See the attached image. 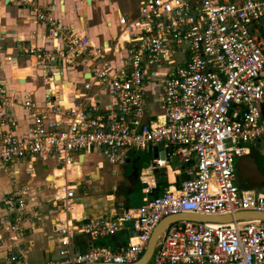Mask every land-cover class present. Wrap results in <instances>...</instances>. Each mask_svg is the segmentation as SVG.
<instances>
[{
	"label": "built area",
	"instance_id": "1",
	"mask_svg": "<svg viewBox=\"0 0 264 264\" xmlns=\"http://www.w3.org/2000/svg\"><path fill=\"white\" fill-rule=\"evenodd\" d=\"M13 1L46 27L49 46L19 40L18 54L0 51V70L3 63L16 65L19 55L35 57L49 88L42 107L30 91L25 94L31 123L18 137L8 118L14 93L0 77V167L26 159L33 173V159L68 165L74 155L97 152L123 165L138 150L158 153L140 175L142 205L115 221L69 218L76 185L60 186L63 196L59 191L56 198L67 210L58 224L60 257L39 264L132 263L166 216L264 212V196L238 186L235 168V158L264 138V0H141L136 15H119L117 31L105 44L66 28L51 5ZM72 66L87 75L80 86L62 79L64 68ZM64 84L71 88L69 104L63 101ZM179 168L185 175L181 185L152 196L154 170ZM25 194L3 198L19 211L11 231L28 216ZM125 222L132 226L120 249L72 247L79 234L114 233ZM145 264H264V220L171 222Z\"/></svg>",
	"mask_w": 264,
	"mask_h": 264
},
{
	"label": "crops",
	"instance_id": "2",
	"mask_svg": "<svg viewBox=\"0 0 264 264\" xmlns=\"http://www.w3.org/2000/svg\"><path fill=\"white\" fill-rule=\"evenodd\" d=\"M9 1L0 0V51L18 54L17 44L23 39H29L34 44L49 46L48 39H46V27L34 21L31 10L19 6L13 0ZM39 1L44 7L51 5L53 14L66 28H73L90 36L96 44H105L117 31L119 15H136L141 0L138 2L135 0H93L89 4L87 0ZM112 59L119 64V59ZM35 60V57H30L29 60L19 55L16 65L15 63L12 66L3 63L0 70V77L5 82L6 89L14 93L15 102L8 110V118L13 134L18 137L25 136L26 129L31 123L30 114L23 108L25 94L30 91L36 105L42 107L49 88L48 83L42 77V72L36 67ZM12 73L15 77H19V80H16ZM21 74L24 75V81L20 80ZM63 76L64 81H73L76 86H80L87 75L78 67L72 66L64 68ZM29 83L32 86L27 89ZM53 85L55 88L61 87ZM64 86L63 101L69 104L66 94L70 93L71 88L66 84ZM105 98L108 99L106 96ZM251 149L264 152V138L255 145L252 144ZM148 151L152 156L151 162L155 151ZM96 155L100 154L92 152L74 155L68 165H62L56 158L33 159L30 161V165L35 169L33 173L28 169L29 163L26 159H17L1 165L0 264H39L60 257L62 235L58 230V224L59 219L65 217L67 210L65 211L56 197L59 196L60 186L64 183L63 179L66 180L67 185L70 183L76 185L74 203L67 212L69 218L85 221L99 219L115 221L125 210L139 208L130 205V193L119 195L118 188L129 186L132 191L138 183L143 187L140 175L142 169L149 165L142 166L140 156L135 153L123 165L111 164L104 157L103 159ZM69 165L72 172H67L63 178L58 177L57 175H61L58 169H65ZM136 169H140L139 179L135 175ZM173 169L176 170L177 167ZM155 170L156 188L152 196L157 190ZM158 170L163 171L167 177L168 185L165 188L180 186L185 178L180 168L181 172ZM241 183L250 188L247 182ZM79 184L81 185L78 186ZM21 191L26 193L24 198L28 216L21 223L18 231H11L8 226L15 223L19 211L4 205L3 198L5 195ZM61 193L60 191V197L63 196ZM78 198L82 201L77 202ZM129 223L131 224V222H125L118 231L105 235L79 234L73 238L72 247L81 251L105 246L120 249L128 242L131 231ZM15 255L20 258L14 259Z\"/></svg>",
	"mask_w": 264,
	"mask_h": 264
},
{
	"label": "water",
	"instance_id": "3",
	"mask_svg": "<svg viewBox=\"0 0 264 264\" xmlns=\"http://www.w3.org/2000/svg\"><path fill=\"white\" fill-rule=\"evenodd\" d=\"M7 2H10L7 0ZM88 3H91V0H87ZM60 77L56 76V79ZM21 81H24L23 78H20ZM253 143V145H255ZM154 157L158 156L157 148L154 149ZM243 165H241L243 180L248 182L250 188L255 189L258 192V195L264 196V152L251 149L249 153L243 156ZM136 177L139 179L140 169L135 171ZM79 184L78 186H80ZM188 219L202 222H212V223H228L233 222L234 220H243V219H261L264 220V212L257 211H242L235 214L227 215H204L199 213H181L177 215L166 216L159 224L155 227L152 232V235L148 241L147 247L141 257L132 263L125 264H145L149 262L154 254V251L162 239L168 225L171 222ZM76 264H114L106 262H96V263H76Z\"/></svg>",
	"mask_w": 264,
	"mask_h": 264
},
{
	"label": "rangeland",
	"instance_id": "4",
	"mask_svg": "<svg viewBox=\"0 0 264 264\" xmlns=\"http://www.w3.org/2000/svg\"><path fill=\"white\" fill-rule=\"evenodd\" d=\"M139 0H135V2H138ZM30 69V68H29ZM31 72V71H30ZM32 85H30V83L27 85V89H30ZM264 137V136H263ZM252 146V145H251ZM136 155L140 156L141 158V161H140V164L142 166H147L150 164V160L152 158L151 156V153L148 151V149H143V150H138L135 152ZM97 157H102V155H96ZM104 159V158H103ZM243 160H244V157H238V158H235V168H236V175H237V182L236 184L240 187H243V188H248V186H243L241 181L240 180V177L242 178L243 175H242V169H241V165H243ZM180 165V162H179V159L174 156L173 159H172V166L173 167H178ZM142 187L140 186V184L138 183V185L132 189V191L130 192V205L133 206V207H140L142 205V198H143V193H142ZM82 199L78 198L77 199V202H81ZM129 226H132V223L128 224Z\"/></svg>",
	"mask_w": 264,
	"mask_h": 264
},
{
	"label": "trees",
	"instance_id": "5",
	"mask_svg": "<svg viewBox=\"0 0 264 264\" xmlns=\"http://www.w3.org/2000/svg\"><path fill=\"white\" fill-rule=\"evenodd\" d=\"M157 176V190L154 195L160 194L161 191L168 185L167 177L163 171L155 170ZM243 188V187H242Z\"/></svg>",
	"mask_w": 264,
	"mask_h": 264
},
{
	"label": "bare ground",
	"instance_id": "6",
	"mask_svg": "<svg viewBox=\"0 0 264 264\" xmlns=\"http://www.w3.org/2000/svg\"><path fill=\"white\" fill-rule=\"evenodd\" d=\"M87 4H89V3H87ZM21 75H22V76H21L20 78H23V79H24V75H23V74H21ZM70 169H71V166H70V165L67 166L65 169H61V168H59L58 170L60 171L61 175H57V176L63 178L64 175H65L67 172H69V173L72 172V171H70ZM70 178H71V176H70ZM63 181H64V183H63V185H64V184L66 183V180L63 179ZM61 186H62V185H61Z\"/></svg>",
	"mask_w": 264,
	"mask_h": 264
},
{
	"label": "flooded vegetation",
	"instance_id": "7",
	"mask_svg": "<svg viewBox=\"0 0 264 264\" xmlns=\"http://www.w3.org/2000/svg\"><path fill=\"white\" fill-rule=\"evenodd\" d=\"M92 1L93 0H91V3H92ZM111 26H112V23H111ZM240 180H242L241 182H244L243 177L242 178L240 177ZM118 192H119V195L122 194V193L123 194H129L131 192V189H130L129 186L128 187L126 186L125 188L124 187H119L118 188Z\"/></svg>",
	"mask_w": 264,
	"mask_h": 264
}]
</instances>
